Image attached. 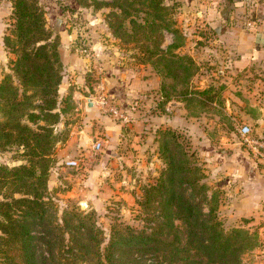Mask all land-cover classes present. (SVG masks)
<instances>
[{
    "label": "trees",
    "instance_id": "1",
    "mask_svg": "<svg viewBox=\"0 0 264 264\" xmlns=\"http://www.w3.org/2000/svg\"><path fill=\"white\" fill-rule=\"evenodd\" d=\"M94 2L110 8V33L123 43L133 42L147 55L144 61L159 75L165 100H182L190 114L197 113L191 107H209L210 89L191 86L197 65L192 57L176 51L183 41L173 27L175 1L169 5L163 0ZM53 5L50 17L60 16L57 29H61L63 8ZM14 17L18 54L13 70L19 82L15 85L6 75L0 83V148L23 145L29 163L11 169L0 164V264H251L244 262L257 251L256 232L225 228L216 212V192L207 195L209 188L202 182L206 175L195 153L186 150L181 132L169 127L157 131V136L162 133L159 152L166 169L155 184L144 188L142 201L145 207L161 200L163 220L156 228L146 232L114 222L106 232L94 210L76 206L52 219L43 198L51 153L60 141L49 126L59 122L57 109L62 111L58 105L63 99L59 101L57 94L62 65L59 44L50 39L38 0H15ZM163 30L174 36L165 50ZM37 120L47 122L36 125L40 131L28 124ZM221 154L232 155L226 150ZM10 186L24 191L17 192L19 197H14L15 191L2 194ZM170 216L183 223L182 236L171 232Z\"/></svg>",
    "mask_w": 264,
    "mask_h": 264
},
{
    "label": "rangeland",
    "instance_id": "2",
    "mask_svg": "<svg viewBox=\"0 0 264 264\" xmlns=\"http://www.w3.org/2000/svg\"><path fill=\"white\" fill-rule=\"evenodd\" d=\"M14 1L0 0V83L6 75H11L13 83L18 85V77L13 70V62L18 54L14 50L17 46ZM94 1L77 0L76 3L74 0H38L43 11L44 26L52 33L50 39L51 41L58 40L62 62L59 69L61 80L57 91L58 100L63 99L62 103L58 105L62 111L57 109L60 113L59 122L49 125L53 127L54 134L58 135L60 141L56 142L51 153L53 161L48 169L47 189L43 198L49 203L52 219L59 218L63 210L76 206L82 211L94 210L99 223L106 232L114 222H122L146 232L157 227L158 223L163 220L160 208L161 200L145 207L142 206V201L144 188L155 184L166 169L159 152L162 133L157 136V131L169 127L181 132L187 142L184 147L187 151L195 153L197 164L202 167V171L206 175L202 182H205L209 188L207 195L216 192V212L225 228L237 227L256 232L259 246L255 254L244 263L264 264V214H260L259 217L246 216L247 212L243 202L235 201L238 188L233 185V182L228 181L231 180L229 177L233 173L231 172V163L243 162L238 159L239 155L244 157L241 151L246 153L245 158L251 162L257 163L262 159L250 153V149L242 143L237 133V128L244 124L243 119H231L226 115L225 99L219 97L216 99V105H209L211 108L191 107L193 111L197 112L196 114L191 113V115L186 110L185 115L188 117L186 123L191 124L190 127L183 128L178 127L179 125L172 127L161 123L155 132L151 133L154 124L160 120L164 121L163 117L166 118L171 114L168 107L183 105L185 108L183 101L178 98L165 100L161 96L159 88L157 92L150 91L146 107L148 111L143 116L148 118L145 123L151 124L149 128L144 131L138 130L136 133L130 130L131 121L129 119L122 121L113 117L107 111L106 106L101 103L110 93L103 85V83L106 84V72H110L108 68L113 66L120 69L144 64L146 73L154 72L157 76L159 75L150 62L144 61L147 55H143L133 42L123 43L110 33L107 25L110 8L96 4ZM97 1L109 2V0ZM173 1H175L171 10L173 27L179 31L183 41L182 45H188L189 49L203 45L208 39L205 32L209 29L207 28L208 23L203 15L199 14V11L201 10L200 4L206 0ZM212 1L214 0H207L208 3ZM163 2L166 5L170 4L169 0H163ZM54 3L63 8L61 17L65 30L62 33L53 32L49 26V11L53 10ZM215 6L219 8L218 5ZM212 7L213 5L210 6V8ZM201 8L205 10L204 6ZM239 16L234 15L231 19L234 26L242 25L243 19H240ZM246 17V20L252 19L250 15ZM243 26L248 27L250 24L244 23ZM161 34L163 36L162 47L164 45L165 50L169 42V31L163 30ZM195 42L197 43L195 44ZM207 45L213 46V44ZM178 53L191 57L189 52L179 51ZM140 57L143 59L140 60ZM106 58H108L107 63L109 62L108 67L105 64ZM92 59L95 60V64L92 63ZM198 62L195 64L199 70L205 61L198 60ZM209 68L214 70L215 66L210 65ZM198 70L191 79V86L194 88L199 85L198 80L195 79ZM145 76L148 75L145 74ZM214 77L215 75L211 78L214 79ZM108 98L110 99V97ZM110 100L121 108L120 102L115 97ZM176 101L181 102L182 105L176 104ZM136 110L142 109L140 107ZM155 113L160 118L152 119L151 117ZM167 119H171V117ZM176 121L182 123L183 120L179 121L176 118ZM106 122L122 123L121 132L125 134L124 137H127H123L115 148L113 147L116 156L108 161H104L107 145L104 128ZM46 123L37 120L34 124H28L34 130L40 131L36 125H45ZM127 133L131 136H126ZM149 133L154 135L153 140ZM254 134L260 135L255 130ZM203 138H208V140L203 141ZM185 139L181 141L184 143ZM97 141L103 146L100 150L94 151L92 146ZM228 145H233L237 151L227 158L221 154V151L225 150ZM72 147H74L73 152L75 151L77 154L75 157L77 163H70L73 160L65 159ZM25 150L23 145L0 148L1 166L11 169L27 165L29 157ZM262 162L264 164L263 159ZM14 191V197H19L20 193L17 192H23L24 188L10 186L7 189L4 188L2 194L4 192L12 194ZM169 222L172 224L171 232H177L182 236L183 223L181 220L176 216H170ZM161 236L165 237V229Z\"/></svg>",
    "mask_w": 264,
    "mask_h": 264
},
{
    "label": "crops",
    "instance_id": "3",
    "mask_svg": "<svg viewBox=\"0 0 264 264\" xmlns=\"http://www.w3.org/2000/svg\"><path fill=\"white\" fill-rule=\"evenodd\" d=\"M211 5H213L212 8H210ZM215 5H218L219 8H216ZM202 6L205 7V10L201 8ZM200 9L208 23L209 31L205 32L208 39L203 45H198V49H189L188 45H181L176 51L189 52L192 59L197 63H199L198 60L205 61L204 65L199 67L195 79L199 82L196 88L210 89L213 101L209 102V105H216V99L223 97L226 115L231 119H243L244 124L250 125L256 133L264 137V0H216V2L214 0L211 3L206 1L200 4ZM234 15H240L239 18L243 19L242 25L234 26L231 22ZM248 15L252 18L250 21L246 20ZM59 17L53 13L49 20V26L55 33H62L65 30L64 26L57 29ZM244 23H248L250 26L244 27ZM173 41L172 33L169 32L167 45L172 44ZM195 44L193 43V45ZM207 44H213V46L209 47ZM107 60L108 58L105 59V64L108 67L109 62L107 63ZM92 63L95 64L94 59H92ZM210 65L215 66L214 70L209 68ZM144 67V64L126 66L120 69L111 66L108 68L110 72L107 71L105 75L106 84L103 83L107 90L120 102V107L131 121L130 130L136 133L138 130L144 131L150 127L151 124L145 123L148 118L143 116L148 111L146 107L149 102L150 91L157 92L159 88V76L154 72L146 73L144 71L146 67ZM213 75H215L214 79L211 78ZM175 103L182 105L181 102L176 101ZM140 107L142 110H136ZM209 108L211 107L209 106ZM167 109L171 114L166 118L163 117L164 121L160 120L154 124L151 133L155 132L161 123L172 127L177 125L183 128L191 126V124L186 123L188 117L185 115L186 109L183 105H174ZM157 112L159 113V111ZM155 117L160 118L156 113L151 118L154 119ZM168 117L171 119H167ZM176 118L179 121L183 120L182 123L177 122ZM121 126L122 123L113 124L112 122H106L104 125L105 143L107 144L104 161L111 160L116 156L114 148L125 136L121 132ZM151 133L149 136L153 140L154 135ZM126 136L131 135L127 133ZM207 140L208 138H203V141ZM101 145L103 146L102 143ZM233 145H228L225 150L234 154L237 150L233 148ZM73 148H70V154L68 153L65 157L67 161H76L77 154L75 151L73 152ZM241 152L244 157L237 155H239L238 159L243 160V162L231 163V172L233 173L229 177L231 180L228 181L233 182V185L238 188L235 196L237 198L234 199L243 202L247 212L245 215L259 217L260 214H264V164L262 160H259L254 165L253 161L245 158L246 153Z\"/></svg>",
    "mask_w": 264,
    "mask_h": 264
},
{
    "label": "built area",
    "instance_id": "4",
    "mask_svg": "<svg viewBox=\"0 0 264 264\" xmlns=\"http://www.w3.org/2000/svg\"><path fill=\"white\" fill-rule=\"evenodd\" d=\"M207 1V0H206ZM201 14V11H199ZM114 99L113 95L108 94L107 98H104L101 103L106 106L107 111L112 114L113 117L120 119L122 121L128 120V115L121 109L119 106L112 100ZM237 133L244 145L248 147L250 153L254 156H257L259 159L264 160V137L261 135L254 134L253 128L248 124H242L237 128ZM102 147L99 141L95 142L92 146L94 151L100 150ZM261 159V160H262ZM70 163H77V161H70Z\"/></svg>",
    "mask_w": 264,
    "mask_h": 264
}]
</instances>
